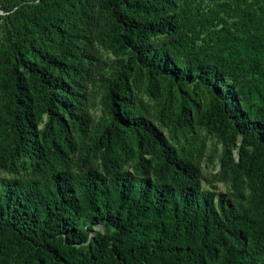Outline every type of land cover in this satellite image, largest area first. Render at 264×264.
I'll use <instances>...</instances> for the list:
<instances>
[{
	"label": "trees",
	"instance_id": "16d2710c",
	"mask_svg": "<svg viewBox=\"0 0 264 264\" xmlns=\"http://www.w3.org/2000/svg\"><path fill=\"white\" fill-rule=\"evenodd\" d=\"M166 2L168 7L162 0H106L110 35L150 79L176 78L186 66L182 80L215 87L206 122L219 131L231 128L252 145L244 169L253 199L247 203L238 193L234 206L226 208L222 199L216 204L191 158L179 155L150 124L145 104L113 85L106 93L112 120L96 141L102 169L61 168L74 142L68 137L42 145L37 113L47 112V127L69 131L72 124L86 134L88 114L69 102L81 93L45 65L24 61V71L14 66L1 77L0 124L12 132L11 156H28L37 171L34 178L0 179V264H264V23L253 17L264 0H239L244 24L233 29L220 27L218 15L196 13L187 40L178 38L182 15L168 17ZM81 4L87 0L17 7L9 16L16 58L23 42L55 28L61 14ZM0 8L12 10L5 0ZM50 61L66 74L75 69L55 57ZM219 81L226 92L216 87ZM133 139L153 147L171 180L142 175L152 162L143 155L135 170L125 168ZM99 223L105 233L92 236Z\"/></svg>",
	"mask_w": 264,
	"mask_h": 264
},
{
	"label": "rangeland",
	"instance_id": "374dc122",
	"mask_svg": "<svg viewBox=\"0 0 264 264\" xmlns=\"http://www.w3.org/2000/svg\"><path fill=\"white\" fill-rule=\"evenodd\" d=\"M5 1L12 10L6 13L0 8V81L9 69L16 66L24 71V61H32L45 65L57 74L59 80H64L71 89L76 87L81 93L69 96V102L88 114L90 125L86 134H82L72 124L69 131H63L53 124L47 127V112L42 115L37 113V134L42 145L52 139L66 142L68 137L74 142L75 150L60 160L61 168L73 173L88 168L102 169L96 141L112 120L106 93L113 85L130 100L145 104L150 124L166 137L179 155L191 158L198 167L203 189L215 194L213 199L216 204L222 199L226 208L234 206L238 193H244L245 202H251V180L244 165L253 150L252 145L243 144L241 135L233 136L231 128L221 127L219 131L206 122L215 87L203 84L197 78L182 80V76L187 75L186 66L178 70L179 76L176 78L160 75L150 79L145 71L139 69L131 52L121 48L110 35L111 20L103 7L106 0H87V5L67 9L61 14L55 28L35 34L29 41L23 42L19 46L20 55L17 59L9 16L20 5L38 0ZM166 1L171 3V7L165 10L168 17L173 19L177 14L182 15L178 38L183 40L190 36L188 22L201 11L218 15L220 19L215 18V22L220 27L233 29L244 24L237 10L239 0H162L168 7ZM254 16L256 22L261 20L264 23V4L263 11ZM194 19L198 21L196 17ZM53 57L75 69L68 74L60 71L50 61ZM216 87L220 92H226L225 82L219 81ZM1 94L0 87V112L3 113ZM184 106L187 108L185 114ZM128 143L133 156L125 168L135 170V163L143 155L152 162L142 175L151 179H172V175L162 168L159 156L149 143L141 146L134 139ZM12 150V132L0 124V179L34 178L37 170L31 166L30 158L22 155L12 157ZM82 227L86 228L87 223H82ZM105 231L106 227L99 223L94 226L91 235Z\"/></svg>",
	"mask_w": 264,
	"mask_h": 264
}]
</instances>
